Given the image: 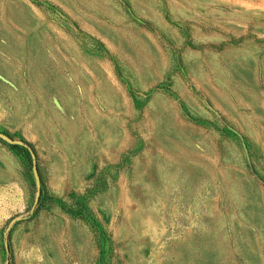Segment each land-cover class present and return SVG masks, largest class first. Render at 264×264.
<instances>
[{
	"label": "rangeland",
	"instance_id": "rangeland-1",
	"mask_svg": "<svg viewBox=\"0 0 264 264\" xmlns=\"http://www.w3.org/2000/svg\"><path fill=\"white\" fill-rule=\"evenodd\" d=\"M0 264H264V0H0Z\"/></svg>",
	"mask_w": 264,
	"mask_h": 264
},
{
	"label": "trees",
	"instance_id": "trees-1",
	"mask_svg": "<svg viewBox=\"0 0 264 264\" xmlns=\"http://www.w3.org/2000/svg\"><path fill=\"white\" fill-rule=\"evenodd\" d=\"M11 147L16 151L17 154H20L21 157L27 161V169L31 170L32 162L28 150L18 145H12Z\"/></svg>",
	"mask_w": 264,
	"mask_h": 264
}]
</instances>
